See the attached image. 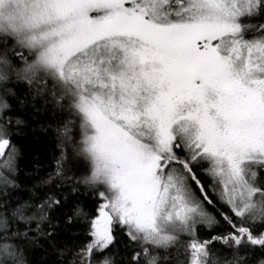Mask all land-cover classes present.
<instances>
[{
  "label": "snow or ice",
  "instance_id": "6c2138e0",
  "mask_svg": "<svg viewBox=\"0 0 264 264\" xmlns=\"http://www.w3.org/2000/svg\"><path fill=\"white\" fill-rule=\"evenodd\" d=\"M0 264H264V0H0Z\"/></svg>",
  "mask_w": 264,
  "mask_h": 264
}]
</instances>
